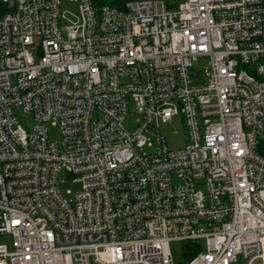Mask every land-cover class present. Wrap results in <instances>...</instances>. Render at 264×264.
I'll return each instance as SVG.
<instances>
[{
    "label": "built area",
    "instance_id": "2783aa9c",
    "mask_svg": "<svg viewBox=\"0 0 264 264\" xmlns=\"http://www.w3.org/2000/svg\"><path fill=\"white\" fill-rule=\"evenodd\" d=\"M70 1L0 0V264H264V0Z\"/></svg>",
    "mask_w": 264,
    "mask_h": 264
},
{
    "label": "rangeland",
    "instance_id": "374dc122",
    "mask_svg": "<svg viewBox=\"0 0 264 264\" xmlns=\"http://www.w3.org/2000/svg\"><path fill=\"white\" fill-rule=\"evenodd\" d=\"M171 3L177 2V0H169ZM78 5L70 0H62L61 2V19L63 25H68L78 21ZM13 110L17 113L19 118L21 119V124L28 128L31 127L33 124V118L23 112L21 108L14 107ZM137 113L134 111V105H130V112L126 119V125L130 129H133L135 126V118ZM50 139L52 141L59 140L60 134L57 128L50 126ZM160 132L165 137L166 144L169 149L176 150L183 148L185 146V139H186V130L184 127V122L182 117H174L172 122L161 123L160 125ZM72 179L69 178L67 173L63 171L61 173L58 188L62 194V196L68 200L74 198L76 192H78L82 185L81 183H74L71 181ZM70 191V193H68ZM1 243H10V238L4 237L0 238ZM174 256L176 258V264H185L187 260L183 257V252H186V248L180 246L178 244H174L172 247Z\"/></svg>",
    "mask_w": 264,
    "mask_h": 264
},
{
    "label": "trees",
    "instance_id": "16d2710c",
    "mask_svg": "<svg viewBox=\"0 0 264 264\" xmlns=\"http://www.w3.org/2000/svg\"><path fill=\"white\" fill-rule=\"evenodd\" d=\"M94 1L98 5L109 4V5H113V6L122 8L123 4L127 0H94ZM258 152L262 156H264V138H262L260 140ZM185 248H186V250H185L186 251V256H185L186 260H190L200 251V248L196 247L193 243L185 244Z\"/></svg>",
    "mask_w": 264,
    "mask_h": 264
}]
</instances>
